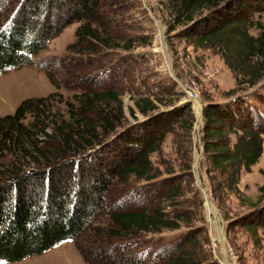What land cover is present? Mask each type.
<instances>
[{
	"label": "trees",
	"instance_id": "16d2710c",
	"mask_svg": "<svg viewBox=\"0 0 264 264\" xmlns=\"http://www.w3.org/2000/svg\"><path fill=\"white\" fill-rule=\"evenodd\" d=\"M106 1L0 0V71L32 65L47 44L75 22L85 23L77 29L72 47L102 41L111 47L110 40L101 37L106 30L102 12L119 0L110 6ZM171 2L176 26L187 27L198 45L217 49L239 86L249 89L264 83V0ZM251 28L260 35L253 36ZM128 42L127 48L132 49V41ZM49 78L53 81L50 74ZM260 96L255 105L238 97L205 106L204 156L212 172L224 177L213 178L214 196L223 187L241 194L237 185L242 171L251 173L263 156L264 96ZM49 98L28 99L13 115L0 117V160L5 154L16 158L11 168L0 165V261L21 262L74 240L88 264H214L194 233L166 245L156 241L143 247L139 243L148 234L182 227V217L169 218L162 208L181 197L182 181H165L163 195L115 193L131 176L147 181L156 178L150 157L177 121L188 118L192 129L191 106L158 112L157 99L142 98L135 106L146 118L125 126L123 116L116 115L124 112L121 94L111 89L90 91L76 96L80 108L74 111L71 106L72 124L64 119L49 123ZM131 113L135 115V110ZM29 115L33 121L26 123ZM51 126L64 146L80 141L81 149L89 152L86 159H67L69 165L63 167L60 147L41 146ZM56 162L62 163L53 167ZM44 164L47 168L42 169ZM31 165L35 167L24 169ZM104 217L108 221L101 223ZM242 224L254 231L264 228V206Z\"/></svg>",
	"mask_w": 264,
	"mask_h": 264
},
{
	"label": "rangeland",
	"instance_id": "374dc122",
	"mask_svg": "<svg viewBox=\"0 0 264 264\" xmlns=\"http://www.w3.org/2000/svg\"><path fill=\"white\" fill-rule=\"evenodd\" d=\"M111 1L118 0L105 3L110 6ZM171 9V0H119L116 6L107 7V11L102 12L106 18V30L102 31L101 37L109 39L111 47L102 45L104 41L102 44L92 42L85 47H72L77 42V29L85 22H75L64 28L34 58L32 65L0 71V117L13 115L28 99L50 97L46 108L49 123L64 119L72 124L74 112L71 106H74V111L80 108L77 95L109 89L121 94L124 112L116 115L123 116L125 126L135 125L146 118L135 106V101L142 98L157 99L158 112L191 106L195 117L192 129H189L188 118L183 117L182 122L179 120L173 125L159 149L150 157L156 178L147 181L131 176L126 185L115 189V193L163 195L162 184L165 181H182L181 197L162 207L169 218L182 217V227L176 231L148 234L139 243L143 247L156 241L166 245L185 233H194L209 262L220 264V254L213 250V242L219 236L234 254L237 264H264V228L258 227L254 231L242 224L246 216L264 206V175L261 174L264 171V153L251 173L242 171L237 185L241 194L223 187L222 192L214 196L212 189L217 184L213 178L221 180L224 177L212 172L204 156L203 141L204 110L208 103L232 102L238 97L247 98L251 104L258 103L259 96H264V83L249 89H245V85L239 86L235 74L217 49L198 45L187 27L176 26ZM262 22L264 24V15ZM173 28L175 30L171 31ZM249 32L256 37L260 35L256 28L249 29ZM127 41H132V49L127 48ZM189 93H194L196 98L191 99ZM132 109L135 115L131 113ZM90 117L95 119L94 114ZM32 121L33 116L29 115L26 123ZM48 132L49 137L41 138L44 141L41 146L60 147V155L64 154L65 159L63 167L69 165L67 159H86L84 157L89 152L81 149L83 144L80 141L64 146L53 126ZM230 138L235 143V136ZM74 148L80 151L74 152ZM95 148L98 147L92 149ZM15 159L5 154L0 165L11 168ZM59 163L62 162H56L53 167ZM34 167L31 165L24 169L28 171ZM45 168L46 164L42 169ZM207 197L210 202L206 201ZM253 203L259 206L254 207ZM208 205L214 208L224 237L218 231ZM106 220L104 217L101 223ZM82 244H85L84 240ZM0 264L88 263L75 241L66 240L41 256L17 263L0 261Z\"/></svg>",
	"mask_w": 264,
	"mask_h": 264
},
{
	"label": "built area",
	"instance_id": "2783aa9c",
	"mask_svg": "<svg viewBox=\"0 0 264 264\" xmlns=\"http://www.w3.org/2000/svg\"><path fill=\"white\" fill-rule=\"evenodd\" d=\"M189 95L191 99L196 98L194 93H189ZM213 250L219 252L218 262L220 264H237L234 254L226 248L225 241L222 242L219 236L216 241L213 242Z\"/></svg>",
	"mask_w": 264,
	"mask_h": 264
},
{
	"label": "bare ground",
	"instance_id": "6f19581e",
	"mask_svg": "<svg viewBox=\"0 0 264 264\" xmlns=\"http://www.w3.org/2000/svg\"><path fill=\"white\" fill-rule=\"evenodd\" d=\"M202 125H203V120H202ZM210 202V201H209ZM212 205V204H211ZM211 205H208V211L213 215V217L215 218V221H216V226H217V229H218V231L220 230V226H219V224H218V217H217V214H216V212H215V210H214V208L211 206ZM209 213V214H210ZM219 233V232H218ZM221 233V232H220ZM222 236V235H221ZM222 238H220V240H221ZM225 240V239H224Z\"/></svg>",
	"mask_w": 264,
	"mask_h": 264
},
{
	"label": "water",
	"instance_id": "95a60500",
	"mask_svg": "<svg viewBox=\"0 0 264 264\" xmlns=\"http://www.w3.org/2000/svg\"><path fill=\"white\" fill-rule=\"evenodd\" d=\"M205 191V193H206V189L204 190ZM207 194V193H206ZM206 201L208 202L209 201V198L207 197L206 198ZM214 221H215V219H213ZM219 224V226H220V232H221V235H222V237H224L223 236V232H222V230H221V224L220 223H218Z\"/></svg>",
	"mask_w": 264,
	"mask_h": 264
}]
</instances>
